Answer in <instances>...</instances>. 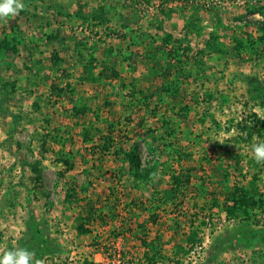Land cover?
Here are the masks:
<instances>
[{
    "label": "rangeland",
    "instance_id": "obj_1",
    "mask_svg": "<svg viewBox=\"0 0 264 264\" xmlns=\"http://www.w3.org/2000/svg\"><path fill=\"white\" fill-rule=\"evenodd\" d=\"M22 2L0 20V253L23 247L44 264H264V164L250 150L264 142V0ZM150 38V60L135 64ZM94 48L111 49L117 77L86 66ZM165 48L195 59L192 78L183 64L154 75L151 58L162 65ZM167 79L184 89L173 110L128 111L126 93ZM62 159L71 171L59 179ZM67 181L77 185L71 208ZM236 187L255 205L233 209ZM34 230L39 243L28 241Z\"/></svg>",
    "mask_w": 264,
    "mask_h": 264
},
{
    "label": "trees",
    "instance_id": "obj_2",
    "mask_svg": "<svg viewBox=\"0 0 264 264\" xmlns=\"http://www.w3.org/2000/svg\"><path fill=\"white\" fill-rule=\"evenodd\" d=\"M259 31H262L263 32V36L262 37H259L258 39L261 41V42H264V27L261 26L258 28ZM150 43H145L144 45V48L143 46L141 47V52L142 54L138 56V58L135 57V64H138L137 62V59L140 60V59H149L150 60V50L154 49L153 46H151L153 44V41H155L154 38H150L149 39ZM149 41H144V42H149ZM216 45V44H215ZM239 45V44H238ZM140 46V44H139ZM146 47H153V48H150L148 50H145L144 52V49ZM167 48V47H166ZM165 48V53H166V59L164 61V63H162L161 65V61L159 62V59H157L156 57L155 58H151V61H152V71L154 73V75H158L159 77H162L163 75L164 76H170L172 74H175V75H179L182 70V66L181 64H183L184 66L187 65L188 66V69L189 71H187L186 76L185 78L186 79H189V78H192V65L191 63L192 62H195V59L194 58H187V62L184 61V58L180 59V58H177L176 57V49L174 50L173 48H169V49H166ZM216 49V46L215 48L213 49V51ZM161 51V48L157 49L156 50V55H158V52ZM236 50V49H234ZM164 51V50H163ZM216 51H219L218 49H216ZM98 50L97 49H91V50H88L87 51V55L90 57V60H89V63H87V67L88 68H94L96 65H98L99 63V66H100V69H101V75H105L107 73L111 74L112 77H117V71H116V68H115V64H116V61H117V58L116 57H112L113 54H112V51L111 49H107V50H104L103 51V54H97ZM154 52V51H153ZM202 51H200L199 53H201ZM118 53L114 51V55ZM190 59H193V61H191ZM128 60V59H127ZM130 60V59H129ZM88 71V70H87ZM90 75V74H89ZM151 76H148V80L149 82H152L150 81V79L152 80L153 78V75L152 73H150ZM92 78L90 79V82H92ZM95 82V81H93ZM135 86V83L133 84ZM131 83V86L134 87ZM147 85V83H146ZM260 86H262L260 84ZM144 87V88H143ZM151 88V89H150ZM184 89L182 88L181 84H173L171 81L168 82V79L166 81H163V83L160 85V87H151V86H141V88L137 89L135 92H128L125 94L128 102H127V106L129 108L128 111L132 113H134V111L136 110H142L141 108H139L137 105L135 104H139V106H141L143 108V110H145V114L149 113V114H153V110L156 108V106H159V105H163L165 104L166 106H169V105H172L171 106V109L173 110L174 109V106H176V104L174 105L173 102L178 101V98L179 96L181 95L180 92L183 91ZM260 91L261 93L259 94L260 97H264V90L262 89L261 90V87H260ZM187 94L185 93V96ZM106 106H108L109 104L108 103H104ZM174 105V106H173ZM151 106H154V109L151 110ZM180 107V106H179ZM184 112L181 114L182 115V119H186L188 117V113L189 111H191V106H184L183 108H181ZM80 111V112H79ZM72 112H74V114H80V113H84L85 110L82 109V110H76L75 107H72ZM143 121L141 120L140 123H142ZM139 123V125H141ZM259 135V132H253L251 134L252 135ZM260 136V135H259ZM135 161V159L133 158V156H129V162L132 164L133 162ZM61 163L63 164V167L64 168V171L62 172H59L58 173V177L59 179H63L64 178V175L65 173H68L71 171V164L69 161L65 160V159H62L61 160ZM34 171L36 172L37 170L34 169ZM36 182H40L39 178L37 177L35 179ZM66 183V184H65ZM64 184L67 186V188H64V193H63V201H64V204L68 207H72L74 204H78V195H77V191H76V187L77 185L75 183H71L69 181L65 182ZM230 196L233 197V206L232 208L235 209V208H243L246 209L247 207H252L253 205H255V200H254V197L252 196H249L248 195V192H246V190H244L242 187L241 188H235L234 190H232L230 192ZM90 215L88 216L87 215V221L89 219ZM29 228V226H28ZM78 231L84 235L86 233H88V229L86 228V224H80L78 226ZM264 236V234L262 235ZM38 240V231L37 230H34L32 232V236H30V238L28 239V241H34L35 243H39V242H36L35 241ZM189 240L191 239L190 237L188 238ZM45 247V246H44ZM48 249V251H51V252H54V248L51 247V245L47 246L46 247ZM45 249V248H44Z\"/></svg>",
    "mask_w": 264,
    "mask_h": 264
},
{
    "label": "clouds",
    "instance_id": "obj_3",
    "mask_svg": "<svg viewBox=\"0 0 264 264\" xmlns=\"http://www.w3.org/2000/svg\"><path fill=\"white\" fill-rule=\"evenodd\" d=\"M25 8L22 0H0V20L16 16ZM264 119V117H260ZM252 159L258 164H264V142L250 145ZM0 264H44L42 259H35V253L27 248H14L0 253Z\"/></svg>",
    "mask_w": 264,
    "mask_h": 264
}]
</instances>
